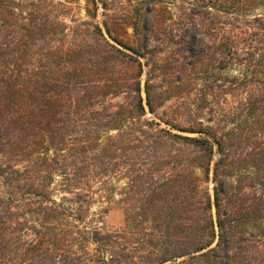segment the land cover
<instances>
[{"label": "trees", "instance_id": "obj_1", "mask_svg": "<svg viewBox=\"0 0 264 264\" xmlns=\"http://www.w3.org/2000/svg\"><path fill=\"white\" fill-rule=\"evenodd\" d=\"M74 2L0 0V264H264V0Z\"/></svg>", "mask_w": 264, "mask_h": 264}, {"label": "rangeland", "instance_id": "obj_2", "mask_svg": "<svg viewBox=\"0 0 264 264\" xmlns=\"http://www.w3.org/2000/svg\"><path fill=\"white\" fill-rule=\"evenodd\" d=\"M72 1H75L74 3H71L74 15L76 17H83L84 16L83 7L85 5L86 0H72ZM128 33H130V30L128 31ZM140 61L142 62L143 59L140 58ZM104 206L105 204L103 202L96 201L91 210L96 213L101 209L103 214V223L108 227L120 226L122 223L121 210H119L116 206H107V207Z\"/></svg>", "mask_w": 264, "mask_h": 264}]
</instances>
